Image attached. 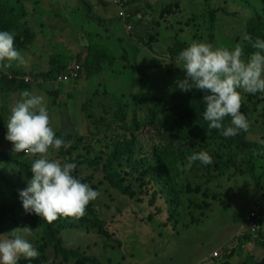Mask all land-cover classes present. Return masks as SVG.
Listing matches in <instances>:
<instances>
[{
  "label": "rangeland",
  "instance_id": "374dc122",
  "mask_svg": "<svg viewBox=\"0 0 264 264\" xmlns=\"http://www.w3.org/2000/svg\"><path fill=\"white\" fill-rule=\"evenodd\" d=\"M64 1L71 6L70 0ZM144 1L143 7L141 2L124 0L125 19L117 16L116 9L111 17L101 9L89 12L83 18V23L93 26V30L98 27L96 31H79L74 26L63 23L59 24V28L47 27L41 40L34 38L22 50L28 63L23 76L38 75L36 79L43 81L30 92L45 97L55 132L75 133L85 137L94 148L88 151L86 145H82L74 157L78 153L89 154L92 158L104 157L106 140L116 132L113 118L117 106L124 105L127 121H130L136 111L134 103L138 96L149 93L167 102L176 97L177 80L186 78V73L175 65V60L171 61L166 55L167 46L171 43V38L175 37L188 44L194 41L210 43V8L227 11V14H217L216 38L210 44L214 48L224 47L231 50L241 43L243 50L245 48L246 41L243 36L247 34V23L252 12L243 0H216L209 7L203 0ZM252 1L261 10L257 0ZM64 11L66 10L61 9L56 14ZM203 11L205 14L195 15ZM130 15L134 16L130 18ZM67 16L58 15L59 19ZM107 17L113 20L110 23L113 28L112 36L110 28L105 33L101 28L103 18ZM154 20L159 24L155 32L159 36L157 39L145 35L143 29L145 23ZM128 27L130 30H127ZM95 32L103 34V37L99 38L97 33L94 43L91 44L89 34L95 35ZM95 43L102 46L107 44V47L99 52L94 47L90 50L86 47ZM147 43H152L153 50L147 47ZM121 47L126 49L133 65L141 67L144 72L126 69ZM40 50L45 55L38 58L35 53ZM59 55L67 58L65 64L75 63L81 66L78 80L59 85L57 81L43 79L41 75L51 69V57ZM98 55L106 59L99 66L96 57ZM157 65L161 69L150 70V66ZM11 69L18 70L13 66ZM188 92L195 101L205 104L204 92L195 89ZM241 92L244 99L254 95L242 90ZM262 94L257 92L254 98L261 99ZM11 97L12 102L5 104V113L21 99L19 94ZM144 110L145 107L141 106L138 110L140 115L144 114ZM249 124L251 126L248 137L252 140L263 139L264 132L258 130L264 131V107L259 106V102L258 110L251 116ZM6 134L7 128H0V235L10 237L12 230L29 227L33 234L25 238L37 249L43 241L41 227L30 216L20 214L19 210H9V205L14 204L17 199L16 190L26 189L29 180L18 175L15 162H6L7 156L10 158L22 155L32 161L35 157L13 153V145L6 139ZM142 138L147 144L153 142L152 133L143 131ZM205 152L212 156L211 167L214 169L221 152L212 145H208ZM49 158L58 160L57 152L50 153ZM241 160L240 155L237 156V166L225 175L214 173L216 179L213 180L204 169L197 167L193 171L186 166L184 182L195 190L189 195L203 206H192L178 214H173V208L165 195L158 194L156 202L150 204L151 193L158 188L150 185L148 180L141 186L134 178L128 177L127 183L135 190V195L126 196L111 188L101 172H94L93 169L78 164L74 172L77 178L93 176L90 186L100 194L94 200L95 207L106 222L109 234L104 236L95 229H66L62 232L64 244L68 247H79L85 254H95L104 264H224L223 250L228 246L234 248L238 244V232L243 231L234 214L258 190L248 174L240 173ZM262 164L264 165V159ZM126 170L130 171V168ZM21 235H24L23 232ZM215 251L219 255L221 253L219 258L214 257ZM246 251L257 259L264 258V247L251 242L245 247L243 244L241 248L239 245L235 248L232 254L233 264H245L242 260L245 261ZM46 254L48 264H74L56 256L53 247L46 249Z\"/></svg>",
  "mask_w": 264,
  "mask_h": 264
},
{
  "label": "trees",
  "instance_id": "16d2710c",
  "mask_svg": "<svg viewBox=\"0 0 264 264\" xmlns=\"http://www.w3.org/2000/svg\"><path fill=\"white\" fill-rule=\"evenodd\" d=\"M130 2H141L143 7L144 0H129ZM246 7L252 12V17L247 23V34H250L253 39H264V0H257L261 6L259 10L255 1L243 0ZM207 7L210 3L216 0H203ZM20 0H0V31H9L15 36V48L22 51L33 42L35 33L33 30L22 22V10L17 7ZM154 11V8L151 7ZM205 10V9H204ZM170 12V10H169ZM164 13V12H163ZM227 14L226 10H218L216 8L209 9V41L213 43L216 38L217 14ZM165 14V13H164ZM197 13L195 15H201ZM134 15H130V18ZM153 25L150 26V25ZM159 24L154 20L150 24H145V35L148 37L159 36L155 34ZM94 43V35L89 34ZM168 38V37H167ZM171 38V37H170ZM241 44V43H240ZM147 47L153 50L152 43H147ZM190 44L182 41L179 37L171 38V43L167 46L166 55L171 61H176L179 53L187 48ZM94 47L98 52L106 48L101 44L95 43L93 46L87 45L90 50ZM242 47V45H241ZM123 61L128 70H137L144 72L139 66L133 65L128 56V52L124 47H121ZM256 49L246 41L244 48V58L249 57ZM97 64L106 60L102 55H98ZM66 57L52 56L50 59L51 69L48 73L41 76L44 80H57L58 76L68 64H65ZM150 70L161 69L160 65L150 66ZM0 76V85L4 89L3 92L15 93L24 89V85L16 82L14 79L9 80L3 71ZM12 74H16L12 71ZM49 77V78H48ZM177 95L171 102L164 101L152 94L144 93L135 99L134 106L136 111L133 113V118L127 121V113L124 105L117 106L114 114V124L116 132L113 136L106 140L104 157L92 158L89 154L78 153L74 154L82 145H86L88 151L93 150L85 137L75 133L56 132L57 138L65 141L66 146H62L59 151L50 149V153L57 152L58 160L61 163L83 164L93 171H98L103 174L105 181L114 190H118L126 196H134L135 190L127 183V178L132 177L142 186L145 180L149 184H153L158 190L151 193L150 204H154L157 195H165L173 208V214H178L180 211L192 206H203V204L195 201L189 193L195 191L184 182L185 167L189 164V157L199 152H205L208 145L216 147L221 155L214 169L211 165L205 166L199 160L192 162L190 170H196L197 167L204 169L210 174V179H216L214 173L225 175L230 170L237 166V156L242 158L241 174H248L254 181L258 191L264 190V139L260 141H251L248 138V131H241L237 136L226 138L219 130L209 129L208 122L203 118V113L206 106L202 102L194 100L193 95L189 92H183L177 88ZM248 97L243 99L241 112L245 114L248 122L252 115L258 110V102L262 99ZM141 106L145 107L144 114L140 115L138 110ZM4 118L0 119V128H7ZM225 125L230 123V117L224 122ZM144 132L152 133L153 142L147 144L142 138ZM147 149V150H146ZM20 157V158H17ZM7 163L15 162L18 166V172L22 176H27L30 180L33 178L30 165L33 162L24 156H7ZM77 168V167H76ZM130 168V171L126 169ZM76 170V169H75ZM74 170V172H75ZM73 175L76 177V175ZM77 178V177H76ZM83 183L93 181V176L78 178ZM17 191V190H16ZM17 199L15 203L9 207V210L18 209L24 215H33V219L42 230L43 241L37 247L40 255L35 259H25L21 257L17 264H48V255L46 249L53 247L54 254L61 257L63 261L73 262L74 264H104L95 254H85L79 247H68L64 244L62 232L71 228H85L87 230L95 229L100 234L108 236L106 222L101 218L96 209V202L92 201L88 204L85 215L82 218H64L60 217L51 224L47 223L40 216L33 212H26L23 208L22 200L17 191ZM256 195V194H254ZM252 200V198H251ZM249 201L246 205L235 212V219L243 220L244 215L249 209H253L254 201ZM5 206V205H4ZM238 244L235 247H227L223 250L222 257L224 264H233L232 254L235 248L246 246L253 242L264 247V231L260 229L256 233L243 231L236 236ZM221 256V255H219ZM219 258V257H218ZM245 264H264L263 259H257L252 254L246 251Z\"/></svg>",
  "mask_w": 264,
  "mask_h": 264
},
{
  "label": "clouds",
  "instance_id": "9594fccd",
  "mask_svg": "<svg viewBox=\"0 0 264 264\" xmlns=\"http://www.w3.org/2000/svg\"><path fill=\"white\" fill-rule=\"evenodd\" d=\"M113 4L117 16L120 17L117 0H114ZM120 18H126V10L125 17ZM127 30H130V27ZM243 40L256 49L247 58H244V50L240 44H236L234 49L230 50L224 47L214 48L210 43L194 41L179 53L175 62V65L186 73V78L177 80V87L183 92L195 89L205 93L203 100L206 109L203 118L208 122L209 129L219 130L226 138L235 137L241 131L247 132L251 126L245 114L241 112L244 99L241 90L249 94L264 93V39L254 40L250 34H245ZM14 63L20 67L26 65L27 61L15 48L14 34L0 31V71H3L9 80L14 79L24 85V89L15 93L3 92L4 89L0 85V99L4 98V102L11 101V96L14 94L21 96L10 112L6 139L12 143L13 153L35 157L30 165L33 173L31 180L18 173L29 180L26 189L17 190L20 191L23 208L26 212L40 216L49 224L60 217L82 218L88 204L100 194L73 175L77 167L75 163L62 164L60 160L49 158L50 149L59 151L62 146H66V143L56 136L45 97L30 92L37 85L39 87L43 81L36 79L38 75L23 76L25 73L22 70L11 69ZM70 65L79 64H67L57 80H48L57 81L59 85L78 80L81 73L80 65L77 79L59 81V77ZM12 71L16 74H12ZM229 117L230 123L225 125L224 121ZM188 159V167L197 160L205 166L213 163L212 156L207 152L193 154ZM255 194L251 200L254 201L253 209H257L258 214L264 219V190H257ZM15 195L17 198V193ZM253 209H249L247 213ZM25 216L34 218L33 215ZM243 220L240 221V229ZM21 232L24 235H21ZM32 234L33 230L25 227L12 230L10 237L0 235V264H17L21 257L25 259L39 257V251L25 238ZM239 234L241 232H238ZM218 256L219 253L214 257Z\"/></svg>",
  "mask_w": 264,
  "mask_h": 264
},
{
  "label": "crops",
  "instance_id": "0c3cea01",
  "mask_svg": "<svg viewBox=\"0 0 264 264\" xmlns=\"http://www.w3.org/2000/svg\"><path fill=\"white\" fill-rule=\"evenodd\" d=\"M20 1H21V5L25 10L23 11L22 6L18 3L17 7L22 10V22L33 30V32L35 33V40H37L38 38L41 40V36L42 34L44 36V30L47 29V27L59 28V24L61 23L66 24L67 26L70 27L74 26L75 29L79 31H88V32L96 31L98 27H96L97 29L93 30L94 29L93 26L89 27L90 25L87 26L83 23V18L86 17L89 12L91 11L94 12L96 9H101L106 11L109 17H111V15L115 13V9H116L111 0L108 1L102 0L99 2H95L92 0H70V2L72 3L70 7L64 0H20ZM61 9H64L66 11H64L63 13L60 12L61 14H56ZM58 15H68V16L60 17L59 19ZM112 21H113L112 19H108L107 17V19L103 18V22L101 23V28L103 29L104 33L109 28L112 30L111 36L113 35V28L110 26L113 23ZM66 22L70 23L71 25L67 24ZM80 33H84V32H80ZM97 33L99 35V38L103 37V34L99 32H95V36ZM166 35L167 37H169L168 34ZM20 53L24 56L26 60L27 58L26 54L22 51H20ZM35 55H38V58L43 57L45 55V52H43L42 50L36 51ZM33 63L38 64L36 61H33ZM13 67L15 69L22 70L25 73L24 69H27L28 63L20 67H17L14 63ZM263 97H264V93L261 95V98ZM3 99H0V119L4 118L5 124L7 125L12 108L8 113H5L4 112L5 104L7 103L4 102ZM263 101L264 99H262V101H259V106L262 105L264 107ZM258 131L262 133L264 132L260 130ZM250 140L260 141V140H252V139Z\"/></svg>",
  "mask_w": 264,
  "mask_h": 264
},
{
  "label": "built area",
  "instance_id": "2783aa9c",
  "mask_svg": "<svg viewBox=\"0 0 264 264\" xmlns=\"http://www.w3.org/2000/svg\"><path fill=\"white\" fill-rule=\"evenodd\" d=\"M124 0H117V3L120 7L119 16L124 18L125 17V6H124ZM79 65H70L67 67L66 71L62 73V75L59 77V81H69V80H75L79 76ZM264 219L260 214H258L257 209H253L249 213H247L244 217V223L242 225L243 231H250L253 233H256L260 229L264 231ZM242 231V232H243ZM214 256L218 255V251H215Z\"/></svg>",
  "mask_w": 264,
  "mask_h": 264
}]
</instances>
